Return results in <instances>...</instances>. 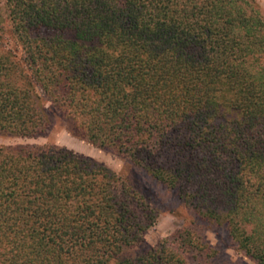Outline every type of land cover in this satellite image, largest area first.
<instances>
[{
    "label": "trees",
    "instance_id": "trees-1",
    "mask_svg": "<svg viewBox=\"0 0 264 264\" xmlns=\"http://www.w3.org/2000/svg\"><path fill=\"white\" fill-rule=\"evenodd\" d=\"M0 135L66 129L129 164L0 143V264H264V15L255 0H0ZM144 174L191 208L155 245ZM165 210L174 211L175 207Z\"/></svg>",
    "mask_w": 264,
    "mask_h": 264
},
{
    "label": "rangeland",
    "instance_id": "rangeland-1",
    "mask_svg": "<svg viewBox=\"0 0 264 264\" xmlns=\"http://www.w3.org/2000/svg\"><path fill=\"white\" fill-rule=\"evenodd\" d=\"M264 15V0H255ZM5 9L0 7V15H4ZM65 121L59 120L54 127L46 134L35 138H22L17 136H1L0 143L5 145L16 144H53L74 150L85 156L92 157L100 162L105 163L117 172H123L130 167L126 160L116 152L104 148H100L91 142L74 135L65 127ZM146 180L149 181L151 188L155 191V196L151 197L153 205L160 211L157 213L155 222L145 232L146 241L155 245L158 242L169 237L177 228L183 225L191 224L192 219L191 208L186 205L182 199L174 196L172 190L152 179L149 175L144 174ZM167 207H175L176 210H165ZM195 227L202 235L201 242L206 240L217 251L211 264H258L256 260L246 255L243 250L237 247V243L228 233V230L215 222H211L206 218L198 219Z\"/></svg>",
    "mask_w": 264,
    "mask_h": 264
}]
</instances>
